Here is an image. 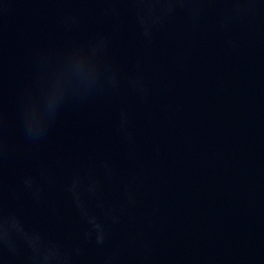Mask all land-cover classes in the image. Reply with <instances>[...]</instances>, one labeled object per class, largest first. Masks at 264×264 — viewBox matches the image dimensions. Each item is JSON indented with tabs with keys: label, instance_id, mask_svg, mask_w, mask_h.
I'll return each mask as SVG.
<instances>
[{
	"label": "water",
	"instance_id": "obj_1",
	"mask_svg": "<svg viewBox=\"0 0 264 264\" xmlns=\"http://www.w3.org/2000/svg\"><path fill=\"white\" fill-rule=\"evenodd\" d=\"M0 264H264V0H0Z\"/></svg>",
	"mask_w": 264,
	"mask_h": 264
}]
</instances>
